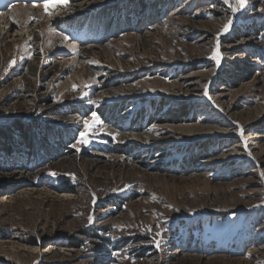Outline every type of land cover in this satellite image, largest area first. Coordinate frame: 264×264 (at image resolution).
Listing matches in <instances>:
<instances>
[{"label": "rangeland", "instance_id": "374dc122", "mask_svg": "<svg viewBox=\"0 0 264 264\" xmlns=\"http://www.w3.org/2000/svg\"><path fill=\"white\" fill-rule=\"evenodd\" d=\"M55 3L0 0V264H264V49L228 43L264 0ZM35 123L27 163L12 129ZM93 228L107 247L67 245Z\"/></svg>", "mask_w": 264, "mask_h": 264}, {"label": "trees", "instance_id": "16d2710c", "mask_svg": "<svg viewBox=\"0 0 264 264\" xmlns=\"http://www.w3.org/2000/svg\"><path fill=\"white\" fill-rule=\"evenodd\" d=\"M125 1H129L130 6L137 4L140 5V9L143 10V0H113V2H116V4H121L122 2ZM142 5V6H141ZM144 10H147L146 8H144ZM146 12V11H145ZM149 13V12H148ZM153 16V14H151L148 18L150 19V17ZM165 21V20H164ZM264 27V25H259V27H252L249 26L247 28V30H245L242 33L236 32L234 35V38H231L228 43H235L236 39H237V35L239 34L240 36H242L241 38H245V39H253L255 40V43L252 44L251 46H249V49L253 52H258V50H262L264 49V42L261 40L260 37V30ZM233 37V36H232ZM234 55L237 54H241L240 51H233L232 52ZM249 64H236L234 67L235 72H237V75L240 76H234V75H226L228 77V79H232L233 81H237V79H239L238 77H243L244 75H246L249 72L248 69ZM160 111V107L157 108V113H159ZM189 110L186 108L184 109L183 107L177 108L175 110H171L170 112L166 111V113L162 114L160 117V120H157L158 123H163L162 121L164 119H167V122H171V123H178V121H180L181 118H186ZM168 117V118H166ZM164 118V119H163ZM33 130H28L26 128H24V126H22L21 124H16L14 126V128L12 129V131L16 134V137L12 138L13 143L21 148L24 149V151H26L25 155H26V162L27 163H31L34 162L35 160L38 159H43L44 157H46V155L48 154V151L46 150L47 148H50L49 142L47 139L43 138L44 140H37V136H34V132L40 130V126L38 125V123L34 124V127L31 128ZM50 130V128H47ZM9 136H7V134L5 132H0V148L6 153V154H10V150L11 147H9V143L8 140L10 141V136H12V134H8ZM8 138V140H7ZM36 141H38V143L40 144L39 148L36 149L35 147V143ZM41 144L44 145V148H41ZM44 150V152H43ZM37 153V154H34ZM199 157H202V155H197L194 159L199 160ZM201 160V159H200ZM31 167L27 168L26 170L29 171ZM33 172V171H31ZM37 173L39 172H35L32 175H29V179L27 180V183H35L38 182L39 180H41V175H37ZM33 175H35V179L32 181V177ZM32 176V177H31ZM31 177V178H30ZM103 231L98 229V228H93L91 229L90 232H85V233H80V235L78 237L75 238H71L70 240H66L67 245H69V247H72L76 250L79 249H83V247L85 246V241L84 239H92L95 240L101 244H103L105 247H107L108 241L107 239H103L102 237L98 236V233H102ZM189 245L191 244V241L189 240L187 242ZM102 245V246H103ZM101 254V253H100Z\"/></svg>", "mask_w": 264, "mask_h": 264}, {"label": "snow or ice", "instance_id": "6c2138e0", "mask_svg": "<svg viewBox=\"0 0 264 264\" xmlns=\"http://www.w3.org/2000/svg\"><path fill=\"white\" fill-rule=\"evenodd\" d=\"M60 2H62L66 6L68 0H60ZM224 3L229 4V0H224ZM244 3H245V0H236V7L232 8L233 12L237 11L238 8L243 7ZM33 6H37V5L34 3ZM43 7H44V10H45V13L50 15L51 14V12L49 11L50 7L53 8V9L56 7L55 0H43ZM230 25H231V20H229L224 25L223 31L227 32ZM210 58L215 60L216 63L219 64V62H220V52H219V44L218 43H217L216 49L213 51L212 56ZM12 63H14V61ZM9 66L11 67V63H10ZM205 95H207V92H205ZM99 123H101V121H100V119H99V117L97 116L96 113H92L91 124L89 123L88 120L84 121V131L81 132V134H80V136H81L80 142L81 143H87V139L85 137V133H87L89 131L90 127H92V126H94L96 124H99ZM242 134L243 133L241 131V135ZM262 175H264V173H262ZM91 221H92V217L90 216L89 217V222L91 223ZM157 246H159V242H157Z\"/></svg>", "mask_w": 264, "mask_h": 264}, {"label": "bare ground", "instance_id": "6f19581e", "mask_svg": "<svg viewBox=\"0 0 264 264\" xmlns=\"http://www.w3.org/2000/svg\"><path fill=\"white\" fill-rule=\"evenodd\" d=\"M13 9H14V12L16 11V13H17V11H19V10L22 9V8H20V7H19V8H18V7H15V8H13ZM23 9H24V7H23ZM23 9H22V11H25V10H23ZM12 11H13V10H12ZM22 11H21V12H22ZM26 11H27V10H26ZM19 14H20V13H19ZM34 189H35V188H34ZM34 191H35V190H34Z\"/></svg>", "mask_w": 264, "mask_h": 264}]
</instances>
